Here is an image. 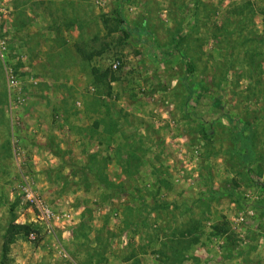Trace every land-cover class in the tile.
Returning a JSON list of instances; mask_svg holds the SVG:
<instances>
[{
  "label": "rangeland",
  "instance_id": "1",
  "mask_svg": "<svg viewBox=\"0 0 264 264\" xmlns=\"http://www.w3.org/2000/svg\"><path fill=\"white\" fill-rule=\"evenodd\" d=\"M263 16L0 0V264H264Z\"/></svg>",
  "mask_w": 264,
  "mask_h": 264
},
{
  "label": "built area",
  "instance_id": "2",
  "mask_svg": "<svg viewBox=\"0 0 264 264\" xmlns=\"http://www.w3.org/2000/svg\"><path fill=\"white\" fill-rule=\"evenodd\" d=\"M261 27L264 29V16L261 18ZM3 42L0 43L2 45ZM116 67V65H114ZM11 83H15V80L10 77ZM22 195L24 196L26 202L29 204V208L33 209L35 208L36 213H34L31 220H29V223L32 224L35 229V231L39 230L40 226H45L47 229H51V221L54 217L53 211L41 200L37 198V196L34 195L32 190H30L28 187H25L23 189ZM38 226V227H37ZM31 240H35L37 237L36 232L32 231L30 233ZM63 257L67 258V255L64 253L62 254ZM69 264H75L70 262Z\"/></svg>",
  "mask_w": 264,
  "mask_h": 264
},
{
  "label": "trees",
  "instance_id": "3",
  "mask_svg": "<svg viewBox=\"0 0 264 264\" xmlns=\"http://www.w3.org/2000/svg\"><path fill=\"white\" fill-rule=\"evenodd\" d=\"M185 70H186V73L192 74L194 72V67L191 63L186 62L185 63Z\"/></svg>",
  "mask_w": 264,
  "mask_h": 264
}]
</instances>
